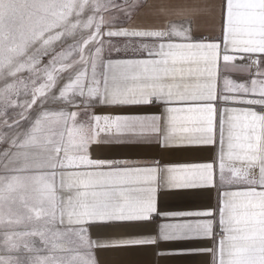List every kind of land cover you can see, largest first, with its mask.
I'll return each mask as SVG.
<instances>
[{"label": "snow or ice", "instance_id": "snow-or-ice-1", "mask_svg": "<svg viewBox=\"0 0 264 264\" xmlns=\"http://www.w3.org/2000/svg\"><path fill=\"white\" fill-rule=\"evenodd\" d=\"M141 7V0H0V264H97L96 247L156 244L154 236L94 241L89 227L150 221L162 171L168 189H216L217 207L162 214L197 219L161 226L160 239L211 243L160 254L264 264V0H221L219 34L210 40L194 38L190 22L139 24ZM113 37L159 42L119 47ZM129 49L146 56L110 58ZM252 65L250 82L224 75ZM153 103L164 105L163 115L94 111ZM10 109L19 110L14 121ZM153 133L161 147L217 148L216 157L164 168L91 158L93 144Z\"/></svg>", "mask_w": 264, "mask_h": 264}, {"label": "crops", "instance_id": "crops-1", "mask_svg": "<svg viewBox=\"0 0 264 264\" xmlns=\"http://www.w3.org/2000/svg\"><path fill=\"white\" fill-rule=\"evenodd\" d=\"M141 7L134 17L139 24L153 25L160 29L170 23H183L185 27L191 25V35L197 39L210 40L218 36L220 30L219 5L221 0H141ZM207 5H215V12L202 10L194 12L196 8L203 9ZM163 9V11H161ZM128 42V41H127ZM154 38H145L144 43H158ZM175 42H181L176 40ZM137 44V42H132ZM146 53H133L111 55V59L142 58ZM108 58V56H106ZM237 58V63H239ZM251 64V61H245ZM257 68L252 65L248 72L229 71L224 73L228 78L237 83L250 82L256 77ZM219 87L223 90V78ZM180 106V105H174ZM222 107H250L245 104L227 103L217 104ZM97 114H164V105L153 103L147 106H116L96 107ZM256 110H260L256 106ZM218 122V121H217ZM164 129L162 125L161 137ZM105 136V134H101ZM124 138L134 140L130 134H124ZM156 134H149L139 142L125 143H99L90 146L92 159L129 160L138 162V166H157L164 168L167 165H179L185 163L209 162L215 159L217 148L205 147H161ZM239 164V162H236ZM166 173L160 174V185L157 193V213L148 222L125 224H98L89 227L90 238L102 243H110L113 240L137 237L154 236L156 244L140 247H96L93 249L97 264H210L207 255H166L160 253L176 252L182 249L203 248L210 246L208 240L179 239L165 241L160 239V230L163 225L182 223L184 220L194 221L196 217L177 219L162 214L193 212L217 207V192L214 188L197 190H172L165 184Z\"/></svg>", "mask_w": 264, "mask_h": 264}, {"label": "rangeland", "instance_id": "rangeland-1", "mask_svg": "<svg viewBox=\"0 0 264 264\" xmlns=\"http://www.w3.org/2000/svg\"><path fill=\"white\" fill-rule=\"evenodd\" d=\"M115 2V0H114ZM122 2V0H121ZM91 7L92 5L89 4L88 8L85 10V15H88L91 11ZM110 13L107 11V10H102L101 13H98V15H109ZM112 39V42L114 44H116L117 46L119 47H123V45L125 43H127V41L131 40L132 42H137V44H134L133 47H138L139 43H144L145 41V38H128V37H113L111 38ZM129 51H131V49H129L128 51H121L119 54H124V53H128ZM117 53L113 52L112 55H115ZM108 56L107 52L105 53V57ZM94 111L96 112L97 111V108L94 109ZM18 112L19 110L18 109H10L7 113V117L6 119L8 121H14L18 118ZM7 254V253H5ZM71 254H74V253H69V255Z\"/></svg>", "mask_w": 264, "mask_h": 264}]
</instances>
